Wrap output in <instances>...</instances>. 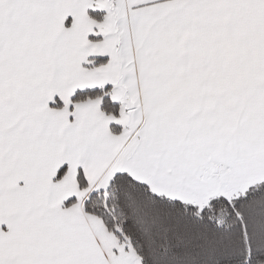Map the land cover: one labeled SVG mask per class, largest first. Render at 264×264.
Wrapping results in <instances>:
<instances>
[{
    "label": "snow or ice",
    "instance_id": "6c2138e0",
    "mask_svg": "<svg viewBox=\"0 0 264 264\" xmlns=\"http://www.w3.org/2000/svg\"><path fill=\"white\" fill-rule=\"evenodd\" d=\"M0 264H264V0H0Z\"/></svg>",
    "mask_w": 264,
    "mask_h": 264
}]
</instances>
